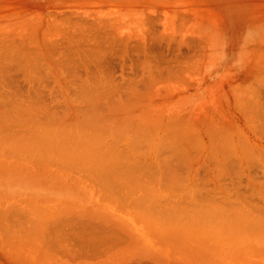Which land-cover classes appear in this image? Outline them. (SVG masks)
<instances>
[{
	"label": "bare ground",
	"instance_id": "bare-ground-1",
	"mask_svg": "<svg viewBox=\"0 0 264 264\" xmlns=\"http://www.w3.org/2000/svg\"><path fill=\"white\" fill-rule=\"evenodd\" d=\"M219 6L0 0L3 258L91 264L157 248V264L264 260V15L240 39ZM83 183L115 206L67 199Z\"/></svg>",
	"mask_w": 264,
	"mask_h": 264
},
{
	"label": "rangeland",
	"instance_id": "rangeland-1",
	"mask_svg": "<svg viewBox=\"0 0 264 264\" xmlns=\"http://www.w3.org/2000/svg\"><path fill=\"white\" fill-rule=\"evenodd\" d=\"M213 2H215L216 3V5L218 6V7H220L219 6V4L222 2L223 4H224V6H226V8H228L227 10H226V14H228V16H230V20L229 21H231V26L229 27L230 28V30H231V32H232V37H235V36H237L238 38H240L244 33H248L249 31H251L252 30V24L253 23H256V22H253V15H254V13L255 12H257L258 14H259V16H261L260 18H259V20L261 19V22H262V20H263V16L262 15H264V0H235V4H234V0H213ZM239 5V7H237ZM237 8V9H236ZM210 19H211V17H209ZM256 21H258V19L256 20ZM228 25H230V24H228ZM250 33V32H249ZM231 37V38H232ZM236 38V37H235ZM241 38H243V37H241ZM240 38V39H241ZM239 40V39H238ZM263 47H261V49L259 50V51H257V53H258V58H260L261 60H259V62L262 64H258V66H260L259 68H258V66H257V68H258V70H261L262 72L261 73H263V75H264V70H262V69H264V59L262 60V58L264 57V45H262ZM223 48V47H222ZM221 48V49H222ZM221 49H220V51H221ZM240 48H237V49H235L233 52H232V54H234V55H236V54H238L239 52H240ZM219 51V52H220ZM226 52V51H225ZM252 52V51H251ZM260 52V53H259ZM227 53V52H226ZM263 55V56H262ZM261 56V57H260ZM235 57H237V56H235ZM261 67H263V68H261ZM256 68V69H257ZM262 78V77H261ZM263 79V81H264V77L262 78ZM261 82V84L263 83V86H264V82ZM262 87V86H261ZM220 89H221V87H220ZM220 89H219V91H220ZM47 93V91H45L44 92V95ZM220 97H219V99L217 100V99H215L218 103H221V105L220 104H218V105H220V108H221V106H222V108L223 109H225L226 110V108H224L225 107V103L223 102V99H222V97L221 96H223V94L221 95V92H220ZM259 97H260V99L262 100V101H264V87H262L260 90H259ZM220 101V102H219ZM214 103V102H213ZM264 103V102H263ZM212 105H217V103H215V104H212ZM217 105V106H218ZM47 106H49V107H51L50 106V104H47ZM218 108H219V106H218ZM51 109H54L53 107H51L50 108V110ZM219 120H220V125H218L219 127L220 126H222L224 123H226L227 121H226V118L224 117V116H222V117H220L219 118ZM11 121L12 120H6L5 121V123H7V125L8 124H10L11 123ZM15 122H16V120H15ZM4 123V124H5ZM0 125H1V123H0ZM6 125V124H5ZM203 126H204V124H203ZM225 126H229V125H227V124H225ZM224 126V127H225ZM224 127H223V129H224ZM197 132L198 133H200V135H202L203 136V140H206L207 138V134L205 133V131L203 130V128H201V127H199L198 128V130H197ZM4 136H5V133L3 134ZM10 138V137H9ZM230 138H232V140L233 141H235L236 143H239V142H241L244 138L243 137H241L240 135H239V133L236 131V130H232L231 131V133H230ZM6 139H8V137H6ZM238 146V145H237ZM239 147V146H238ZM241 148V147H240ZM250 172H255L256 174L258 173V166L255 168V167H253L252 169H250L249 170ZM60 172L61 173H65V171H63V170H60ZM82 182H85L86 183V181H84V180H82V181H78V186H82L80 183H82ZM85 183H83V191H81V190H79V193H76V194H74V195H71V196H69L67 199H71L72 201L71 202H74V203H77V204H80L81 202V205L82 206H93V205H101V203H102V200L104 201V202H106V204H107V206L110 204V202L108 203V201H105L98 193H97V191L95 192V190L93 191L92 189H90V187L88 186V187H86L87 185H84ZM76 185H77V183H76ZM71 185H69V186H66V187H70ZM75 189V188H74ZM93 192V193H92ZM58 195L57 194H55V195H53L52 197H57ZM100 198H99V197ZM97 197H98V199L99 200H101L100 202L101 203H99V200L97 199ZM95 198V199H94ZM53 199V198H52ZM51 199V200H52ZM243 199H244V201H245V203L244 204H246V205H250V204H247V203H249V202H251V203H254V202H256V203H258V204H261L262 202H261V200L259 199V197L258 196H255V195H251V194H249V193H247V192H245L244 194H243ZM84 201V202H83ZM259 201V202H258ZM247 202V203H246ZM38 203H40V202H38ZM86 204V205H85ZM106 204H104V203H102V205H105L106 206ZM112 205V206H111ZM110 206L111 207H114L115 205L114 204H110ZM110 206H108V207H110ZM258 214H260L258 211H256ZM263 214H264V211H261ZM21 214V213H20ZM170 214H174V215H167L168 217L170 216L172 219H174L173 220V222L174 221H178L177 219H181V218H183V216H184V212H181V211H171L170 212ZM164 216V215H163ZM172 216H174V217H172ZM170 219V218H169ZM201 221H204L205 223H209V220L208 219H206V221L205 220H203V219H200ZM159 221H161V220H159ZM166 222H169V221H166ZM166 222H164V223H166ZM211 225V224H210ZM230 226V225H229ZM206 228V227H205ZM208 228V227H207ZM204 229V228H203ZM210 229H212V228H210ZM208 230H209V228L208 229H205V230H203V231H205L204 233H207L208 232ZM214 230V229H213ZM199 230H197V232H198ZM215 231V230H214ZM258 232L256 231H254V232H249V233H247L249 236H248V238L249 239H251V237L250 236H252V237H257L258 236V234H257ZM165 234V233H164ZM240 234H243V233H240ZM252 240V239H251ZM76 242V244H80L81 242L80 241H75ZM88 242H89V246L90 247H93V240H88ZM100 247H104V246H100ZM92 249H94V248H92ZM146 251L147 252H151L150 254L151 255H144L143 253H142V255L143 256H137V257H131L130 259H129V255L128 256H125L126 254L124 253V255L122 254V255H120V256H122V259H117L116 261H98V260H96V256L94 255V258L93 259H91V260H89L88 259V262L89 263H91V264H157L156 263V261H155V259H152V257L154 256V255H152V254H159V252H161V251H164V250H162V249H157V248H153V249H146ZM164 252H166V251H164ZM123 256H125V257H123ZM243 256V255H242ZM237 257L235 260H233V262L231 263V264H263L264 263V260H262L263 261V263H262V261L261 262H258V261H253V260H251V256H249V255H245V257ZM249 256V257H248ZM120 258V257H119ZM13 258H3L1 255H0V264H17V263H15V262H12L13 260H12ZM95 259V260H94ZM170 260H171V264H177V263H174L173 261H172V259L170 258ZM222 262V261H221ZM62 263V262H61ZM70 263V262H69ZM68 263V264H69ZM64 264H67V263H64ZM160 264V263H159ZM186 264V263H185ZM218 264H221L220 263V260H219V262H218Z\"/></svg>",
	"mask_w": 264,
	"mask_h": 264
}]
</instances>
